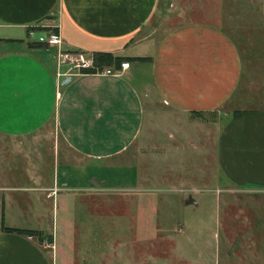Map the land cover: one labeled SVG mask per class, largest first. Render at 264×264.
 Returning <instances> with one entry per match:
<instances>
[{
  "label": "crops",
  "instance_id": "obj_1",
  "mask_svg": "<svg viewBox=\"0 0 264 264\" xmlns=\"http://www.w3.org/2000/svg\"><path fill=\"white\" fill-rule=\"evenodd\" d=\"M164 16L162 0H0V136L51 121L65 145L0 165L25 171L0 182V264L107 263L124 246L105 218L120 200L136 218L148 204L215 205L236 256L264 264V110L237 109L214 135L203 117L234 99L240 50L220 27ZM54 25L61 56L19 37ZM76 52L149 59L120 74L67 73Z\"/></svg>",
  "mask_w": 264,
  "mask_h": 264
},
{
  "label": "rangeland",
  "instance_id": "obj_2",
  "mask_svg": "<svg viewBox=\"0 0 264 264\" xmlns=\"http://www.w3.org/2000/svg\"><path fill=\"white\" fill-rule=\"evenodd\" d=\"M162 6L164 23L170 20L179 24L191 20L212 24L225 30L240 50L241 78L234 99L216 116H203L210 121L211 131L213 126L229 120L234 110H264V0H162ZM50 31L59 32L58 26L28 34L19 32V37L35 44L39 35ZM73 65L68 62L66 68L70 71L67 73H75L71 70ZM55 140L65 146L51 121L28 136H0V165L18 166L23 161H41L42 145L53 144ZM35 149L37 156L32 154ZM1 169L2 166L0 182L16 185L24 180L23 170ZM117 202L114 204L115 214L105 218L110 224L113 220L108 230H113L115 243L124 246L116 252L114 259L110 258L107 263L99 260L98 264H256L250 260L249 253L246 261L236 256V242L226 243V239L232 236L221 235L218 223L223 218L219 220L215 205L210 208L209 204L200 202L178 211V204L174 201L171 204H151L152 207L148 204L141 218H136L124 216L122 200ZM97 220L100 224L101 218ZM23 222L33 226L29 219L24 218ZM97 226L102 228L101 224ZM257 254L259 258V250L255 256ZM123 256H126L125 260H121Z\"/></svg>",
  "mask_w": 264,
  "mask_h": 264
},
{
  "label": "built area",
  "instance_id": "obj_3",
  "mask_svg": "<svg viewBox=\"0 0 264 264\" xmlns=\"http://www.w3.org/2000/svg\"><path fill=\"white\" fill-rule=\"evenodd\" d=\"M32 32L33 31H30V33ZM37 40L39 43H42L46 46L57 45L58 54L60 56L62 55V51L60 50V46H59L61 43L59 32L50 31L44 35H39ZM128 67H129V63L127 61H123L120 63L119 68H116V69L103 68L102 70H98V69H94V70L95 72H102L106 74H120ZM73 68L76 70L75 73H80L81 70L83 69L94 68L92 58L90 56L87 57L86 54L82 52H76L75 63L73 65ZM44 246H49V244L44 242Z\"/></svg>",
  "mask_w": 264,
  "mask_h": 264
},
{
  "label": "trees",
  "instance_id": "obj_4",
  "mask_svg": "<svg viewBox=\"0 0 264 264\" xmlns=\"http://www.w3.org/2000/svg\"><path fill=\"white\" fill-rule=\"evenodd\" d=\"M30 45H34V46H38L41 47L44 44L41 43H32ZM145 60V59H149V58H144V57H135V58H128V57H122V56H116L113 55L110 52H94L92 54V62L94 65V68H90V69H83L81 70V72L84 73H91V72H95L94 69H98V70H102L103 68H107L110 65L116 67H119L120 63L123 61H129V60ZM242 111H233L232 112V116L231 117H235L237 115H239ZM4 229L6 231H16V232H21V233H25V234H37V236L41 237V232L37 231V230H21V229H13V228H8V227H4Z\"/></svg>",
  "mask_w": 264,
  "mask_h": 264
}]
</instances>
